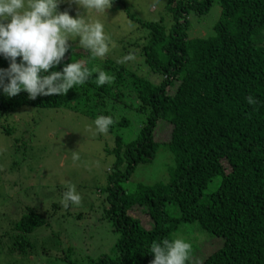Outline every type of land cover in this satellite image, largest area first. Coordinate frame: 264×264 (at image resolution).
Masks as SVG:
<instances>
[{"label":"trees","instance_id":"obj_1","mask_svg":"<svg viewBox=\"0 0 264 264\" xmlns=\"http://www.w3.org/2000/svg\"><path fill=\"white\" fill-rule=\"evenodd\" d=\"M113 3L114 12L123 4L126 19L138 24L132 30L135 39L119 41V55L132 52L135 59L100 62L70 49L54 70L83 57L89 80L65 95L36 100H28L24 92L12 98L0 93L1 135L15 134L16 127L5 125L7 120L22 125L16 118L21 109L77 112L81 98L90 106H85V114L112 117L110 131L129 125L120 112L144 116L138 136L125 144L116 135V148L109 151L116 159L101 191L107 193L108 205L101 220L109 223L116 242L110 255L89 264H151L148 249L153 241L175 239L183 226L193 224L219 239L210 243L214 251L196 264H264V0H165L164 14L157 21L137 18L122 0ZM214 5L219 15L212 34L190 36V19L208 15ZM140 62L160 80L140 75L134 69ZM8 66L0 57V68ZM94 69L104 70L112 80L98 87ZM248 95L258 103L249 106ZM159 126L164 127V136ZM27 142L15 135L4 151L11 158L9 167H16L22 180L23 165L31 160ZM162 145L174 157L168 182L125 189L137 167L153 161ZM22 194L26 193L7 200L17 218H5L12 229L0 230V255H34V240L55 225V216L62 219L74 210L72 206L85 202L81 196L78 205L65 208L54 201L46 210L38 200L28 204ZM134 210L145 214L151 228L130 214ZM57 233L59 252L66 247L65 262L81 264L76 251L87 244L83 239L73 242L70 232L59 226ZM187 242L195 250L196 240ZM190 257L189 253L186 264H192Z\"/></svg>","mask_w":264,"mask_h":264},{"label":"rangeland","instance_id":"obj_2","mask_svg":"<svg viewBox=\"0 0 264 264\" xmlns=\"http://www.w3.org/2000/svg\"><path fill=\"white\" fill-rule=\"evenodd\" d=\"M135 16L144 21H157L163 16L165 0H122ZM116 4L106 10L103 14H91L93 19H99L105 25V33L109 40V52L103 58H95L100 62L108 60L118 61L122 56V42H128L136 38L134 31L138 24L126 19L123 4L113 11ZM59 11H69L73 17L77 12L83 13L76 5L61 3ZM219 15L218 5H214L206 16H194L190 19L189 35L198 37L199 35L212 34V29ZM137 32V31H136ZM138 36V35H137ZM77 42L69 41L73 54L80 52L86 57H90L87 50L80 47ZM135 59V58H134ZM86 62L83 57L77 58ZM129 64V63H127ZM144 63L135 65V70L150 81L158 82L159 77L153 75ZM131 67H133L131 65ZM87 103V104H85ZM76 104L74 100L73 105ZM78 111L65 108L60 109H35L24 108L17 113L16 118L19 123L7 122L16 127L13 136L1 135L0 127V163L5 162L3 172L0 173V230H10L6 219L17 218V210L13 209L11 201L17 198L18 192H25L21 197L33 205L36 200L45 204V209H51L52 202H57L61 207L62 193L67 189L70 182L75 186L80 196L85 197L83 205L72 206L74 209L66 213V217L55 216V225L39 234L34 240L37 252L29 257L19 255H0V264H69L64 259L63 250L59 252V241L54 239L58 234L57 228L69 231L75 240H81L87 244L85 249H77V258L81 264H89L98 259L101 255L112 252V247L116 242V236L110 230V225L106 220H101L103 212L108 207L105 199L107 193H102L107 187V176L109 169L115 161L113 152L116 148L115 136L122 139V143L127 144L139 134L144 116L133 111L120 112L119 116L129 118V125L114 127L106 134L95 132L92 121L94 118L90 114H85V106L88 100L81 98L77 103ZM81 108V109H80ZM85 112V113H84ZM164 127L159 126V132L164 136ZM21 137L22 141L28 140L29 157L31 159L23 165L25 178L22 180L15 168H10L11 158L4 154V151L12 145L14 136ZM157 138L159 136L157 135ZM75 152V153H73ZM76 159H73V156ZM33 159V160H32ZM174 165L173 155L161 146L155 159L149 163L141 164L137 167L131 179L124 184L125 189L130 190L139 183L154 184L157 182L166 183L169 180V169ZM27 170H26V169ZM1 171V170H0ZM21 187V189L18 188ZM30 187L26 189L25 187ZM210 190V189H209ZM211 191V190H210ZM30 198V199H29ZM14 204H17L15 202ZM142 219L143 225L151 228L150 221L142 211L130 213ZM54 221V222H55ZM174 238H180L186 242L196 240L195 250H190L191 263H201L208 255L214 251L210 243L219 239H212L210 235L203 232L197 224L185 225L180 231L175 233ZM193 248V247H192ZM75 254V253H74ZM73 254V255H74ZM72 255V256H73Z\"/></svg>","mask_w":264,"mask_h":264},{"label":"clouds","instance_id":"obj_3","mask_svg":"<svg viewBox=\"0 0 264 264\" xmlns=\"http://www.w3.org/2000/svg\"><path fill=\"white\" fill-rule=\"evenodd\" d=\"M61 3L74 4L83 13L77 12L73 17L69 11L61 12ZM112 3L113 0H0V57L9 62L7 69L0 68V93L12 98L24 92L28 100H36L38 96L65 95L85 84L89 70L82 60L72 59L61 70L54 69L70 51L69 41L77 42L93 58H103L109 52L105 25L91 14L106 16ZM133 59L134 54L129 52L118 63ZM94 71L98 87L112 80L104 70ZM246 102L252 106L258 99L248 95ZM112 124V117L106 115L92 121L99 134L108 133ZM80 200V194L69 182L62 193V206L78 205ZM190 249V243L175 238L153 241L148 252L153 257L151 264H186Z\"/></svg>","mask_w":264,"mask_h":264}]
</instances>
